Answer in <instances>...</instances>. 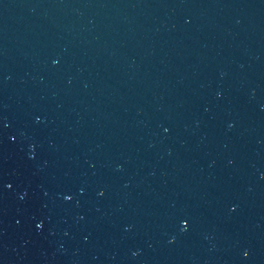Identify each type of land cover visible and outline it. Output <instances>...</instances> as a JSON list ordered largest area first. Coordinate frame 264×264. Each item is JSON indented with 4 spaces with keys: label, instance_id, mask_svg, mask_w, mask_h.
<instances>
[{
    "label": "water",
    "instance_id": "water-1",
    "mask_svg": "<svg viewBox=\"0 0 264 264\" xmlns=\"http://www.w3.org/2000/svg\"><path fill=\"white\" fill-rule=\"evenodd\" d=\"M0 264H264V0H0Z\"/></svg>",
    "mask_w": 264,
    "mask_h": 264
}]
</instances>
